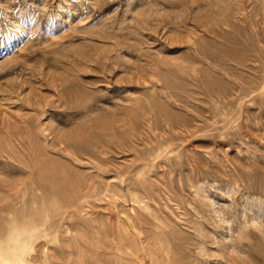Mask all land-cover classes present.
Listing matches in <instances>:
<instances>
[{
  "label": "rangeland",
  "instance_id": "374dc122",
  "mask_svg": "<svg viewBox=\"0 0 264 264\" xmlns=\"http://www.w3.org/2000/svg\"><path fill=\"white\" fill-rule=\"evenodd\" d=\"M1 252L264 264V0H0Z\"/></svg>",
  "mask_w": 264,
  "mask_h": 264
},
{
  "label": "bare ground",
  "instance_id": "6f19581e",
  "mask_svg": "<svg viewBox=\"0 0 264 264\" xmlns=\"http://www.w3.org/2000/svg\"><path fill=\"white\" fill-rule=\"evenodd\" d=\"M84 187V186H83ZM135 195V194H134ZM120 216V220H121V222L123 223V225L126 227V229L129 231V233L133 236V237H135L136 235H138V234H136L135 233V229H134V227L131 225V223H130V221L125 217V216H123V215H119ZM128 217V216H127ZM129 234V235H130ZM136 238H138V237H136ZM136 241H137V239H135ZM140 242V241H139ZM139 242H138V244H139ZM9 255V254H8ZM7 255V253H0V264H16V260H15V258H14V256L13 255H10V256H8ZM20 260V259H19ZM21 261H22V259H21ZM146 264H149V260H147V262H146Z\"/></svg>",
  "mask_w": 264,
  "mask_h": 264
}]
</instances>
